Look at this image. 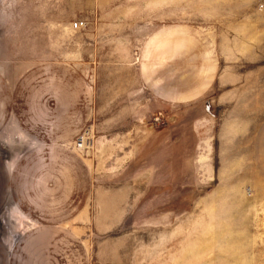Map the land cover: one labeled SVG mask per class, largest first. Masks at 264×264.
I'll use <instances>...</instances> for the list:
<instances>
[{"label":"rangeland","instance_id":"obj_1","mask_svg":"<svg viewBox=\"0 0 264 264\" xmlns=\"http://www.w3.org/2000/svg\"><path fill=\"white\" fill-rule=\"evenodd\" d=\"M83 1L0 0V71L12 87L61 59L88 79L93 116L70 145L91 193L69 221L88 264H264V0ZM10 137L13 155L40 144ZM35 224L5 204L0 241Z\"/></svg>","mask_w":264,"mask_h":264},{"label":"crops","instance_id":"obj_2","mask_svg":"<svg viewBox=\"0 0 264 264\" xmlns=\"http://www.w3.org/2000/svg\"><path fill=\"white\" fill-rule=\"evenodd\" d=\"M83 3L91 8L95 0ZM167 47L160 48L158 59L164 66L174 59ZM25 50L33 53L31 41ZM153 64L145 63L149 76ZM170 83L166 76L164 88L173 87ZM94 102L87 77L66 60L33 63L12 87L0 71V209L14 204L20 215L36 223L12 247L0 241V264H88L86 245L70 234L75 231L69 221L87 204L92 175L70 143L89 124ZM21 133L36 136L40 144L10 153L14 160L4 161L1 152L9 154L13 147L10 135Z\"/></svg>","mask_w":264,"mask_h":264},{"label":"built area","instance_id":"obj_3","mask_svg":"<svg viewBox=\"0 0 264 264\" xmlns=\"http://www.w3.org/2000/svg\"><path fill=\"white\" fill-rule=\"evenodd\" d=\"M87 24V21L86 19H77V20H74L72 23H71V27L72 28H80V27H83V26H86ZM80 136V134H79Z\"/></svg>","mask_w":264,"mask_h":264},{"label":"bare ground","instance_id":"obj_4","mask_svg":"<svg viewBox=\"0 0 264 264\" xmlns=\"http://www.w3.org/2000/svg\"><path fill=\"white\" fill-rule=\"evenodd\" d=\"M238 216L240 217V215H238ZM236 220H237V223H236ZM239 222H241V220L239 221L238 217L237 216H234V225L235 224H238ZM242 222L244 223V221H242Z\"/></svg>","mask_w":264,"mask_h":264}]
</instances>
